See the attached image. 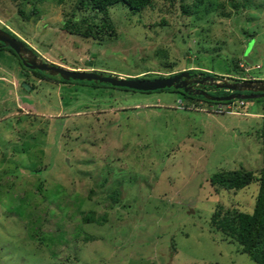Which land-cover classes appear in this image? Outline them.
Wrapping results in <instances>:
<instances>
[{"label":"rangeland","instance_id":"rangeland-1","mask_svg":"<svg viewBox=\"0 0 264 264\" xmlns=\"http://www.w3.org/2000/svg\"><path fill=\"white\" fill-rule=\"evenodd\" d=\"M76 1L37 4L34 21L31 4L0 0V30L66 69L264 80V0H203L219 7L203 19L178 16L197 0H155L135 14L118 3L105 19L75 10ZM72 15L108 21L116 35L68 34ZM246 50L252 66L239 60ZM18 67L0 52V264H257L210 218L219 205L251 212L258 185L217 191L209 177L263 169L264 98L185 107L177 93L110 92ZM88 211L100 222L85 224Z\"/></svg>","mask_w":264,"mask_h":264},{"label":"trees","instance_id":"trees-1","mask_svg":"<svg viewBox=\"0 0 264 264\" xmlns=\"http://www.w3.org/2000/svg\"><path fill=\"white\" fill-rule=\"evenodd\" d=\"M14 2H18L20 6L31 4L32 8L29 11L30 16H35L34 21L39 19V8L37 4L46 2L48 0H12ZM62 2L63 0H58ZM155 0H77L75 3V10L80 12H94L96 14H100L102 19H105L110 9L115 6L116 4L120 3L126 6L132 13H140L148 8H153V3ZM172 1V0H168ZM183 2V0H180ZM193 6L190 5H180L181 15L184 17H195L197 19H203L209 16L212 12L216 11L219 7L213 4H205L203 0H197ZM250 4L249 0H246L241 7L248 6ZM230 5L237 9L240 4L238 2L231 1ZM74 10V11H75ZM19 13L25 17L24 11L19 10ZM63 29L67 31L68 34L80 36L82 38H91V39H98L108 36L112 38L116 35L115 29L111 23L108 21L102 20L101 23L95 22L94 18H84L82 20H78L74 17V15L70 16L68 20L63 23ZM8 34L12 37L18 39L14 34L10 31L5 30ZM184 38V37H183ZM20 40V39H19ZM248 42H246L247 44ZM7 51L9 52L12 57H14L15 61L19 63V71L22 75L25 74L26 77L30 78L28 74H30L33 78L39 80H51L57 83H65V84H77L82 86H90L94 89H102V90H109L110 92H119V93H126V94H152V93H162V92H171L177 93L178 95L182 96L183 100L185 101V107L197 105L201 102L202 105L204 103H211V101L206 100L202 96L188 94L185 93L183 90L179 89H163V90H156V91H147V92H140L131 90L128 88H120L114 87L111 85H103L99 83H91V82H68L59 80L57 78H51L46 74H43L39 71H30L29 69L25 68L19 57L9 48L3 46L0 43V52ZM186 54L191 55V51L187 50ZM243 56V55H242ZM239 58L244 65H247L243 58ZM234 61V59H231ZM233 66V70L240 69L237 63H231ZM241 70V69H240ZM97 72V71H96ZM189 73H198L202 77L208 75V72H205L201 69H192L188 71ZM179 72H172V68L170 69V73L167 74L168 76L175 75ZM108 74V73H106ZM110 75V74H108ZM216 76V75H215ZM163 75H155L150 74L143 76L138 79H156L162 78ZM223 78V77H222ZM238 80V78H236ZM235 79V80H236ZM215 80H219L216 76ZM23 83H27L26 80L22 81ZM21 84V87H23ZM30 91H33L35 88L34 86H29ZM37 89V88H36ZM210 94V93H209ZM211 95V94H210ZM238 100V99H237ZM258 100V99H253ZM243 102V107L245 105V100H238ZM221 104V102H219ZM225 104H233L234 101H225ZM210 105V104H208ZM264 122V117H263ZM263 136L264 140V125L259 128L258 132ZM264 144V141H263ZM210 185L215 188V190H225V191H239L247 186L251 185L252 183H256L258 185L257 195L255 197L254 207L251 212L239 210V209H224L222 206H217L218 208L214 211L210 218V225L211 227L221 232L225 237L228 239L233 240L234 242L238 243L241 247V253L246 254L252 261L257 264H264V167L263 169L257 174L253 171L244 170V169H236L232 171H217L210 175L209 177ZM111 199L114 203L118 202V191L114 190L111 194ZM83 222L85 224L89 223H97L100 222L101 218L95 219V213L93 211H88V213L84 214L82 217Z\"/></svg>","mask_w":264,"mask_h":264},{"label":"water","instance_id":"water-1","mask_svg":"<svg viewBox=\"0 0 264 264\" xmlns=\"http://www.w3.org/2000/svg\"><path fill=\"white\" fill-rule=\"evenodd\" d=\"M0 43L11 49L21 60L22 65L30 71H39L51 78L68 82H91L103 85H111L114 87L128 88L135 91L147 92L163 89H179L185 93L194 94L204 97L212 102H225L231 100H253L264 98V81H235L228 82L226 79L215 80L213 77L204 76L199 80L190 81L195 75L187 71L162 77L156 79H138V78H120L114 75L96 71H79L73 69H66L41 58L28 45L19 39L12 37L5 31L0 30ZM243 60L247 65H253L254 61L248 57V50L243 54ZM190 83L199 85L208 84L213 91L225 89L234 92L233 95L226 97H215L210 95L206 90L192 91ZM25 88L30 89L29 86L23 84ZM242 92H251L252 94H243ZM260 93V94H255Z\"/></svg>","mask_w":264,"mask_h":264},{"label":"flooded vegetation","instance_id":"flooded-vegetation-1","mask_svg":"<svg viewBox=\"0 0 264 264\" xmlns=\"http://www.w3.org/2000/svg\"><path fill=\"white\" fill-rule=\"evenodd\" d=\"M188 71H191V70H187V72ZM181 72H184V71H180L179 73H181ZM178 74V73H177ZM190 74H192V75H195L193 78H191L190 79V81H195V80H199L200 79V77H201V75L200 74H198V73H190ZM198 75L200 76V77H198ZM204 77V76H203ZM239 80H237V81H258V80H254L253 78V80H247V79H242V78H238ZM260 81V80H259ZM261 81H264V80H261ZM187 86H190L191 87V90L192 91H199L200 89H202V90H206L208 93H210V90H212V88L211 87H209L210 85H208V84H204V85H199V84H195V83H190V84H188ZM231 93H234V92H232V91H230ZM243 94H252L251 92H242ZM211 94V93H210ZM255 94H260V93H255ZM212 95V94H211ZM212 96H214V95H212Z\"/></svg>","mask_w":264,"mask_h":264},{"label":"crops","instance_id":"crops-1","mask_svg":"<svg viewBox=\"0 0 264 264\" xmlns=\"http://www.w3.org/2000/svg\"><path fill=\"white\" fill-rule=\"evenodd\" d=\"M13 79H14V78H13ZM0 80H1V81H4V77H0ZM15 82H16V80H15V79H14V81H13V82L11 81V85H12V86H16V85L14 84Z\"/></svg>","mask_w":264,"mask_h":264},{"label":"clouds","instance_id":"clouds-1","mask_svg":"<svg viewBox=\"0 0 264 264\" xmlns=\"http://www.w3.org/2000/svg\"><path fill=\"white\" fill-rule=\"evenodd\" d=\"M27 45V44H26ZM73 70H75V69H73ZM235 80V79H234ZM239 80V79H238ZM250 80H253V79H250ZM235 81H237V79L235 80ZM242 81V80H241ZM30 88V87H29ZM30 90V89H29Z\"/></svg>","mask_w":264,"mask_h":264},{"label":"built area","instance_id":"built-area-1","mask_svg":"<svg viewBox=\"0 0 264 264\" xmlns=\"http://www.w3.org/2000/svg\"><path fill=\"white\" fill-rule=\"evenodd\" d=\"M240 105H243V102L242 101H240V103H239Z\"/></svg>","mask_w":264,"mask_h":264}]
</instances>
